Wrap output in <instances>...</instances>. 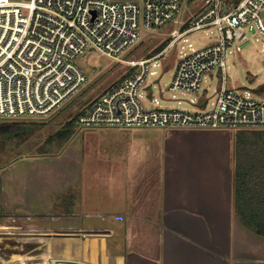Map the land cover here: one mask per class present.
Returning <instances> with one entry per match:
<instances>
[{"label": "crops", "instance_id": "crops-1", "mask_svg": "<svg viewBox=\"0 0 264 264\" xmlns=\"http://www.w3.org/2000/svg\"><path fill=\"white\" fill-rule=\"evenodd\" d=\"M226 130L134 134L112 150L75 140L41 164L36 199L20 203L52 233L0 241L19 239L20 264L34 254L50 264H264V235L243 224L234 197L237 132L248 129Z\"/></svg>", "mask_w": 264, "mask_h": 264}, {"label": "built area", "instance_id": "built-area-1", "mask_svg": "<svg viewBox=\"0 0 264 264\" xmlns=\"http://www.w3.org/2000/svg\"><path fill=\"white\" fill-rule=\"evenodd\" d=\"M198 6L180 21L165 49L141 60L134 70L98 96L79 115L78 125L119 128H264V83L258 91L229 84L227 55L241 51L248 27L264 34V0H186ZM185 0H0V119L40 118L80 91L88 77L77 63L89 47L121 60L142 31L177 22ZM190 8V7H189ZM191 9V8H190ZM212 38L201 47L181 45L166 90L198 94L218 71L222 86L213 96L191 99L196 109L153 105L147 76L165 50L188 42L198 30ZM208 33V31H207ZM152 65V66H151ZM166 65L164 66V68ZM163 93V89H160ZM176 94L173 93L172 97Z\"/></svg>", "mask_w": 264, "mask_h": 264}, {"label": "rangeland", "instance_id": "rangeland-1", "mask_svg": "<svg viewBox=\"0 0 264 264\" xmlns=\"http://www.w3.org/2000/svg\"><path fill=\"white\" fill-rule=\"evenodd\" d=\"M194 5L193 1L187 2L185 0L182 10L177 16V22H171L160 29L142 31L141 39L121 54V60L103 55L97 49L89 47L77 59V63L83 68L89 79L88 83L48 116L19 120L0 119V233L16 235L52 233L36 217L28 218L21 213L20 203L29 199L31 201L36 199L37 183L41 182L39 179L43 176L42 172L38 170L41 164L51 163L53 158L58 160L65 158L69 145L75 140L83 141L85 147L88 146L92 149L93 145H98L91 142L93 139L102 141V144L106 146L111 143L107 148L112 150L113 143L121 139L120 137L127 138L134 134L157 135V137L165 139L168 136H179L178 133L184 130L227 132V128H119L102 125L81 127L76 121L70 139L65 144L61 141H56L54 144L47 143L48 138L62 129L67 121L74 118L92 100L113 87L134 69L128 63L129 60H141L148 57L159 46L169 42L171 31L181 26L180 21L185 22L194 16L198 8ZM247 29L249 38L241 44V51L227 55L226 76L229 84L238 90L250 88L257 92L259 84L264 83V34L259 33L255 28L250 29L248 27ZM209 31V29H202L191 33L188 36V42L182 41L177 48L168 47L163 57L157 60L159 65H151V71H155V73L148 74L146 84L149 87L143 88V91L149 92V99L156 98L159 100V103L153 101V105L194 110L197 107L191 103V99L198 95L200 97H214L216 91L221 88L223 73L218 71L206 79L204 87L198 94L166 90L173 78L176 61L181 54V45L187 46L191 42L194 47H201L214 36ZM166 46L167 44L164 45L163 49ZM161 88L163 93L160 92ZM173 93L176 94V98L172 97ZM15 123L21 124L23 129L18 134H15L16 132L5 133L6 129ZM163 129L169 132L163 133ZM228 129L232 136L236 133V129ZM262 131L264 137V128ZM86 139H90L91 143L88 144ZM19 242V239L8 241L1 239L0 257L3 258L4 264H20L18 260L20 256L11 255V253L20 250ZM27 244L29 246L28 251H35L34 241L29 240ZM15 245L17 248H7L9 246L15 247ZM29 258L31 260L27 264H50V261H46V259L43 262L41 260L43 257L37 254L29 256ZM21 264H26V262L23 261Z\"/></svg>", "mask_w": 264, "mask_h": 264}, {"label": "trees", "instance_id": "trees-1", "mask_svg": "<svg viewBox=\"0 0 264 264\" xmlns=\"http://www.w3.org/2000/svg\"><path fill=\"white\" fill-rule=\"evenodd\" d=\"M165 44H168V42H165ZM165 44L159 46L150 56L160 52ZM90 104L91 102L87 107ZM87 107L67 121L62 129L52 134L47 143L54 144L56 141H61L65 144L70 139L72 129L79 115ZM9 127L5 133L16 132L15 134H18L23 129V126L18 123ZM262 132V129H248L237 132L234 195L236 209L243 220V224L260 235H264V137Z\"/></svg>", "mask_w": 264, "mask_h": 264}, {"label": "water", "instance_id": "water-1", "mask_svg": "<svg viewBox=\"0 0 264 264\" xmlns=\"http://www.w3.org/2000/svg\"><path fill=\"white\" fill-rule=\"evenodd\" d=\"M263 15H264V12H263Z\"/></svg>", "mask_w": 264, "mask_h": 264}]
</instances>
